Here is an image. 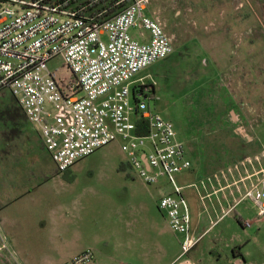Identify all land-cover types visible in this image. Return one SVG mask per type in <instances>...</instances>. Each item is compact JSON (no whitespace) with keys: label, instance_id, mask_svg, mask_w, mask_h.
Wrapping results in <instances>:
<instances>
[{"label":"built area","instance_id":"2783aa9c","mask_svg":"<svg viewBox=\"0 0 264 264\" xmlns=\"http://www.w3.org/2000/svg\"><path fill=\"white\" fill-rule=\"evenodd\" d=\"M70 1L0 0V93L9 91L16 98L27 120L39 130L59 173L121 142L129 165L146 185L165 182L169 188L159 209L180 236L181 257L186 256L206 235L193 234L192 209L184 193L197 185L182 186L178 181L192 162L175 123L148 101L154 99L153 87L143 81L131 86L139 72L174 53L175 38L166 32L159 15L145 13L151 0H119L116 6H125L104 19L107 10L90 15L85 13L88 5L66 7ZM132 29L139 35H132ZM59 66L67 67L72 78L59 77ZM253 159L218 171L201 184L205 187L237 175L250 165L255 170L234 184L243 183L245 191L238 203L250 199L260 220L264 218V151ZM244 224L250 227L252 222ZM94 261V251L86 250L65 264Z\"/></svg>","mask_w":264,"mask_h":264},{"label":"rangeland","instance_id":"374dc122","mask_svg":"<svg viewBox=\"0 0 264 264\" xmlns=\"http://www.w3.org/2000/svg\"><path fill=\"white\" fill-rule=\"evenodd\" d=\"M248 2H244V6H238L240 10H236L237 5L233 0H151L145 11L151 17L155 14L159 15L160 19L167 23L166 32L176 38L175 52L167 59L156 62L139 72L132 79L131 86L140 85L142 81L153 84L156 90L155 97L148 98V101L153 109L176 125L178 139L184 142L187 150L186 157L192 162L190 171L180 175L178 181L182 186L191 183L197 185L196 188L190 187L184 190L195 215L199 213L200 207L204 206L201 197L218 190L220 186L230 185L228 191L231 195L229 196V192L226 194L229 205L238 203L245 191L243 183L242 186H240L241 183L232 185L238 180L236 174L214 182L217 185H213V188L202 189L201 181L207 180L208 176L201 177L196 173L198 165L195 155L191 153L193 146L187 142L186 129L191 126L199 129L203 123L199 115L205 113V107L216 104L218 108L214 111L215 114L212 112V115H216V118L220 120L216 123L227 122L231 131L237 128V135L221 133L207 137L215 147L209 162L216 167L210 171L209 175L233 168L236 164H241L248 159L254 161L253 158L261 157L264 151V0L262 5L257 6H249ZM242 10L256 19V23L245 27L244 31L249 27L259 31L255 49L258 54H254L253 59L258 66V77L253 76L252 81L249 73L246 74L247 70H244L242 78L238 79L235 85L229 80L224 81L222 86L216 87L189 85V82L207 81L204 71L208 74L213 73L209 71L206 63L208 56L198 44V41H201L199 37L207 31L219 29L223 16ZM139 32V30H131L134 36H138ZM56 64L58 61L51 63V68L55 69ZM57 75L65 79L72 78V73L65 66L57 68ZM211 77H215V73ZM254 81L257 84L253 90L260 93L257 96L248 93L250 83ZM210 88L216 89L218 94H210ZM224 89L232 95L231 103L224 100L226 98ZM13 97L9 91L0 93V147L8 141L25 140L22 132L17 133L18 129L33 128L37 131L32 124L24 125V123L23 128L16 126L21 118L10 116L18 111L12 103ZM205 130L209 131L210 126ZM198 133L197 135L194 133V139L197 141L204 139L200 131ZM247 142L250 143L247 144ZM263 162L261 160L262 164ZM253 165L256 166V163L253 162ZM249 167L251 166L246 164V169ZM61 176L63 184L60 190L69 200H76L74 206L79 213H82V217L98 215L97 221H89V228L95 231L92 233L93 236H103L115 228L120 237H125L124 231L136 224H140V229L149 234L153 224L161 231L162 237L179 241V235L167 226L165 216L159 209L160 199L169 188L165 182L160 184L163 188L160 185H145L138 173L129 165V157L124 152L121 142L97 150L79 161L70 170L61 173ZM245 184L248 185V182L246 181ZM217 195L219 196L220 193ZM204 201L207 206L211 205L209 198H205ZM212 201L216 205L217 200L213 198ZM235 208L232 215L226 218L216 230L211 231L205 239L220 241L219 249L225 256L223 264H235L231 248H237L238 244L243 250L247 264H264V218L257 219V209L250 199L242 200ZM112 213L115 219L110 216ZM107 215L110 217L107 218ZM237 215H242L244 222L251 221L252 225L243 227ZM87 222L88 220L84 219L83 224ZM97 246L100 248L102 244ZM111 249L115 250L114 245ZM41 254L39 252L37 258ZM35 255H24L18 247L11 245V241L0 240V264H39V261L32 260ZM112 256L117 259V256H121V252L114 251ZM116 262L112 260L113 264ZM112 263L110 261L98 264Z\"/></svg>","mask_w":264,"mask_h":264},{"label":"crops","instance_id":"0c3cea01","mask_svg":"<svg viewBox=\"0 0 264 264\" xmlns=\"http://www.w3.org/2000/svg\"><path fill=\"white\" fill-rule=\"evenodd\" d=\"M233 1L237 5L236 10H240L238 6H244V2L249 0ZM251 2H248L249 6L263 4V0H251ZM244 12L242 10L223 16L219 29L207 31L199 37L201 41H198V44L208 56L206 63L209 71L213 73L208 74L204 71L207 81L189 82V85L216 87L222 86L226 80L235 85L237 80L242 78L244 70H247L246 74L249 73L252 81L253 76L258 77V66L253 59L254 54H258L255 49L259 31L252 27L244 31L245 27L256 23L254 17ZM175 40L176 38L174 42ZM214 73L215 77H211ZM213 80L215 81L212 82ZM255 84H257L255 81L250 83L248 93L257 96L260 93L253 90ZM224 91L226 93L224 100L231 103L232 95L226 89ZM210 94H218V92L216 89H211ZM204 109L205 113L199 117H210L211 111H208L206 107ZM23 124L32 123L23 116L16 126L23 128ZM35 129L37 131L33 128H26L27 131L18 129L17 133L22 132L25 140L8 141L0 147V240L2 242L11 241V245L18 247L24 255L36 254L32 260L39 261V264H65L86 250H92L95 253V261L92 264L110 261L112 263V260L117 261L115 264H223L225 256L219 249L220 241L205 239V237L211 231L216 230L236 210L234 207L237 203L229 205L226 199L230 185L220 186L218 190L202 196L204 206L200 207L197 215L192 211L193 234L206 235L186 256L181 257L180 239L177 242L162 237L161 231L153 224L149 234L140 229V224H136L132 228L128 225L129 228L124 231L125 237H120L115 228L103 236H93L92 233L95 231L89 228V221H97L98 215L91 214L88 218L82 217V213H79L74 206L76 200H69L60 190L63 177L46 149L36 126ZM221 133L237 135V128L231 131L228 127L222 131L215 127L214 130H205L203 136L208 137ZM260 166L256 164L257 169ZM254 170L253 167H249L236 176L239 180ZM243 174H245L244 177ZM212 175H208V178ZM234 183L232 185H235ZM213 185L217 184L208 183L202 189L213 188ZM157 190L161 189L157 188ZM167 191L169 190H165L164 194ZM218 193H220L219 196ZM204 198L211 200L210 206L206 205ZM213 198L217 200L216 205L212 201ZM110 216L115 219L113 213ZM110 216L107 215V218ZM237 217L245 227L242 215H237ZM83 218L88 220L85 225ZM165 220L170 228L166 216ZM217 221H219L218 224L213 226V223ZM99 244H102L103 248L101 246L99 248L97 246ZM113 245L114 251L121 252V256H117L119 260L112 256L114 251L111 247ZM236 247H230L235 264H247L240 244ZM39 252L42 254L37 258Z\"/></svg>","mask_w":264,"mask_h":264},{"label":"trees","instance_id":"16d2710c","mask_svg":"<svg viewBox=\"0 0 264 264\" xmlns=\"http://www.w3.org/2000/svg\"><path fill=\"white\" fill-rule=\"evenodd\" d=\"M55 3H59V2H65L66 0H54ZM119 0H99V1H95V0H71L70 2H67L65 4L66 7L68 8H79V7H83V6H87V8L85 9V13L90 14V15H97L100 12H104L105 10H107V13H105V16L102 17V19H104L105 17H108L109 15L116 13L117 10L119 8H123L125 6V4H121L119 6H116V3ZM151 87H153V94L155 97V87L153 84H150ZM14 100L12 101L14 107L17 108L18 111L14 112V113H9L11 114L10 116L12 118H22L23 116H25V113L23 112V109L21 108V106L19 105L18 101L16 100L15 97H13ZM17 105V106H16ZM208 109V111H211V115L210 118L209 117H199L202 118L201 120H203L202 125L199 126V129L194 128H188L187 130V142L190 144H192L193 146V150L191 151V153H193V155H195V160L196 163L198 165V169L196 171L197 175L201 176V177H206L210 174V171L215 169V165L210 163L209 160L211 157H213L212 151L215 147H213V143H210L207 139V137H203L204 139H199L198 141L194 139V133L197 135L199 134L198 132L200 131V134L203 135L204 129L207 128L208 126H210V130H214L215 127H218L219 129H221L222 131H224L226 128L229 127L227 122H223V124H217L216 122H220L219 119L216 118V115H212V112L214 113V111H216V109L218 108L216 106V104L210 105L208 107H206ZM215 114V113H214ZM26 117V116H25ZM205 122H209L208 124H204ZM194 131V133L192 134V132ZM146 131L140 132L139 134H145ZM234 135V134H232ZM250 142H247V144H249ZM188 150L190 151L189 147ZM124 166V165H123ZM192 172L194 171V166L193 169L191 170Z\"/></svg>","mask_w":264,"mask_h":264},{"label":"flooded vegetation","instance_id":"af4514ba","mask_svg":"<svg viewBox=\"0 0 264 264\" xmlns=\"http://www.w3.org/2000/svg\"><path fill=\"white\" fill-rule=\"evenodd\" d=\"M165 23V22H164ZM168 25H167V23H165V28L167 27Z\"/></svg>","mask_w":264,"mask_h":264}]
</instances>
